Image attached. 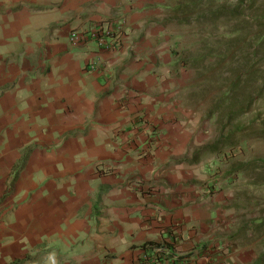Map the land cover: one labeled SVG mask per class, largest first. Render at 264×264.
Returning <instances> with one entry per match:
<instances>
[{
    "label": "crops",
    "instance_id": "1",
    "mask_svg": "<svg viewBox=\"0 0 264 264\" xmlns=\"http://www.w3.org/2000/svg\"><path fill=\"white\" fill-rule=\"evenodd\" d=\"M160 4L0 0V264H248Z\"/></svg>",
    "mask_w": 264,
    "mask_h": 264
},
{
    "label": "rangeland",
    "instance_id": "2",
    "mask_svg": "<svg viewBox=\"0 0 264 264\" xmlns=\"http://www.w3.org/2000/svg\"><path fill=\"white\" fill-rule=\"evenodd\" d=\"M160 1L182 99L208 138L203 151L231 168L229 189L215 177L204 189L229 193L238 254L264 264V0Z\"/></svg>",
    "mask_w": 264,
    "mask_h": 264
},
{
    "label": "built area",
    "instance_id": "3",
    "mask_svg": "<svg viewBox=\"0 0 264 264\" xmlns=\"http://www.w3.org/2000/svg\"><path fill=\"white\" fill-rule=\"evenodd\" d=\"M125 31L126 25L124 21H120L117 25H107V29L104 27L103 22H100L93 26L92 31L87 32V37L96 41L100 47L110 50L120 47L122 35ZM71 39L72 41H79L80 35L72 33ZM103 66L104 62H102L101 59H95L88 64L87 69L93 72Z\"/></svg>",
    "mask_w": 264,
    "mask_h": 264
},
{
    "label": "trees",
    "instance_id": "4",
    "mask_svg": "<svg viewBox=\"0 0 264 264\" xmlns=\"http://www.w3.org/2000/svg\"><path fill=\"white\" fill-rule=\"evenodd\" d=\"M234 115H237V114H236V113H234ZM209 149H212V150H213L214 148H209Z\"/></svg>",
    "mask_w": 264,
    "mask_h": 264
}]
</instances>
